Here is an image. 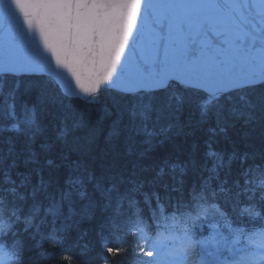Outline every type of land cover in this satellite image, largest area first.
Returning <instances> with one entry per match:
<instances>
[{"label": "trees", "instance_id": "trees-1", "mask_svg": "<svg viewBox=\"0 0 264 264\" xmlns=\"http://www.w3.org/2000/svg\"><path fill=\"white\" fill-rule=\"evenodd\" d=\"M200 203L264 221V84L88 103L46 76L0 77V213L20 264H139L137 227Z\"/></svg>", "mask_w": 264, "mask_h": 264}, {"label": "water", "instance_id": "water-1", "mask_svg": "<svg viewBox=\"0 0 264 264\" xmlns=\"http://www.w3.org/2000/svg\"><path fill=\"white\" fill-rule=\"evenodd\" d=\"M46 76L68 98L219 97L264 83V0H0V76Z\"/></svg>", "mask_w": 264, "mask_h": 264}, {"label": "rangeland", "instance_id": "rangeland-1", "mask_svg": "<svg viewBox=\"0 0 264 264\" xmlns=\"http://www.w3.org/2000/svg\"><path fill=\"white\" fill-rule=\"evenodd\" d=\"M142 239H143V242L146 246V247H144L145 255H149V253H150L152 255L154 254L155 256H158L157 245L155 244V242L153 240H150L149 238L145 239V237L144 238L142 237ZM208 249L211 252H213V257L217 256L214 252L215 248L213 247V245H209ZM260 262H262L264 264L263 260H260ZM248 264H254V260L250 259L248 261Z\"/></svg>", "mask_w": 264, "mask_h": 264}]
</instances>
